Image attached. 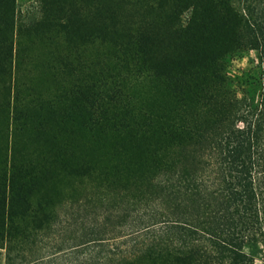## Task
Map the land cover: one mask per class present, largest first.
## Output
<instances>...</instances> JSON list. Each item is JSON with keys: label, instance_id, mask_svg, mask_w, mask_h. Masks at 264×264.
I'll use <instances>...</instances> for the list:
<instances>
[{"label": "trees", "instance_id": "obj_1", "mask_svg": "<svg viewBox=\"0 0 264 264\" xmlns=\"http://www.w3.org/2000/svg\"><path fill=\"white\" fill-rule=\"evenodd\" d=\"M37 1L0 0V264H253L264 0Z\"/></svg>", "mask_w": 264, "mask_h": 264}, {"label": "rangeland", "instance_id": "obj_2", "mask_svg": "<svg viewBox=\"0 0 264 264\" xmlns=\"http://www.w3.org/2000/svg\"><path fill=\"white\" fill-rule=\"evenodd\" d=\"M16 14L21 19L36 17L38 15L37 0H16ZM257 53L254 49L238 51L230 61V71L233 75L240 77L244 73L252 72L258 68ZM259 86L250 92L257 94ZM256 96V95H255ZM248 253L253 257V264H264V244L255 243L246 247Z\"/></svg>", "mask_w": 264, "mask_h": 264}]
</instances>
